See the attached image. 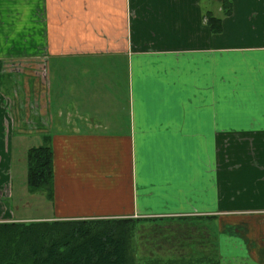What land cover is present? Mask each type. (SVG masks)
Instances as JSON below:
<instances>
[{
	"label": "crops",
	"instance_id": "1",
	"mask_svg": "<svg viewBox=\"0 0 264 264\" xmlns=\"http://www.w3.org/2000/svg\"><path fill=\"white\" fill-rule=\"evenodd\" d=\"M45 136L51 203L11 188ZM0 173L14 221L188 217L264 264V0H0Z\"/></svg>",
	"mask_w": 264,
	"mask_h": 264
},
{
	"label": "trees",
	"instance_id": "2",
	"mask_svg": "<svg viewBox=\"0 0 264 264\" xmlns=\"http://www.w3.org/2000/svg\"><path fill=\"white\" fill-rule=\"evenodd\" d=\"M27 169V197L42 193L51 203L55 175L50 136L28 150ZM132 223V219L1 222L0 264H129Z\"/></svg>",
	"mask_w": 264,
	"mask_h": 264
},
{
	"label": "rangeland",
	"instance_id": "3",
	"mask_svg": "<svg viewBox=\"0 0 264 264\" xmlns=\"http://www.w3.org/2000/svg\"><path fill=\"white\" fill-rule=\"evenodd\" d=\"M3 81L4 77L1 79V82ZM10 97L11 100H17V104H15L13 108L14 116L18 119L21 118L24 130H31L33 122H31V116L27 115L30 110L31 100L24 98L22 92L18 97L13 95ZM26 105H28V108L25 111L23 108H25ZM34 125L36 124L34 123ZM17 141H19V139H17ZM38 143H40V140L36 137L35 139L24 138L22 142L20 141V144H22V147L20 146L22 151L15 156V163L17 162L16 172H13V184H11V188H14L15 191L26 190L27 192V154L28 150L37 146ZM2 174L7 177V175L9 176V171L5 169ZM7 183L2 187L3 190L0 192V195L3 194V197H5L6 192L10 193V187ZM39 195H42V193ZM26 201L28 202L29 200L22 194L19 198H14L12 203H10L17 217L31 216L30 203L27 204L25 203ZM4 206L3 203H0V208L2 207L3 209L5 208ZM8 214L7 210H5L4 215L0 213V223L14 221ZM121 219L124 220L128 218H56L52 220H35L28 218L19 221L29 224L31 222L45 221H111ZM129 219L133 220V223L130 225L132 230L129 240V264H245L244 257L241 258L239 252H226L223 250L225 240H223L221 235L216 233L214 227L210 226L207 228L206 222L191 220L188 217L164 219L159 217L135 216Z\"/></svg>",
	"mask_w": 264,
	"mask_h": 264
}]
</instances>
